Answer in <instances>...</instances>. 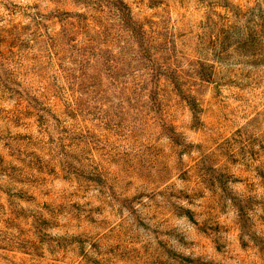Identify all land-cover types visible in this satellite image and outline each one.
<instances>
[{"label":"rangeland","instance_id":"374dc122","mask_svg":"<svg viewBox=\"0 0 264 264\" xmlns=\"http://www.w3.org/2000/svg\"><path fill=\"white\" fill-rule=\"evenodd\" d=\"M0 264H264V0H0Z\"/></svg>","mask_w":264,"mask_h":264}]
</instances>
